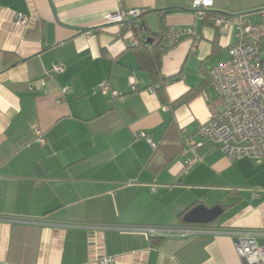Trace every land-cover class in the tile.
Returning <instances> with one entry per match:
<instances>
[{
    "label": "crops",
    "instance_id": "1",
    "mask_svg": "<svg viewBox=\"0 0 264 264\" xmlns=\"http://www.w3.org/2000/svg\"><path fill=\"white\" fill-rule=\"evenodd\" d=\"M191 2L0 0V215L75 224L0 221V264H96L103 255L118 264H242L224 233L125 229L189 224L183 216L199 204L222 212L198 225L264 228V178L249 189L239 173L252 159L230 160L210 146L184 171L190 153L181 144L221 107L208 70L228 58L234 36L211 17L242 13L258 22L264 0H213L200 12ZM130 8L144 14L143 29L105 22L106 13ZM18 13L26 25L14 22ZM168 27L195 35L162 42L163 83L152 92L157 83L139 65V42H128L137 33L159 41ZM54 63L64 70L45 76Z\"/></svg>",
    "mask_w": 264,
    "mask_h": 264
},
{
    "label": "built area",
    "instance_id": "2",
    "mask_svg": "<svg viewBox=\"0 0 264 264\" xmlns=\"http://www.w3.org/2000/svg\"><path fill=\"white\" fill-rule=\"evenodd\" d=\"M192 8L200 12L210 8L213 0H192ZM261 20L249 21L244 14H214L211 23L220 29L232 32L233 42L228 48V58L208 70V84L220 102V109L205 124L201 125L196 136H183L181 140L182 152L190 153L183 166L188 171L194 164L203 160L207 147L220 149L230 160L250 158L257 163H264V7L259 10ZM141 10L136 8L117 9L104 15L105 22L121 24L124 21L137 17ZM14 22L26 25L27 16L16 14ZM195 35L190 27L177 29L168 27L163 31L162 42L165 45H174L182 36ZM140 35L129 38V46H136ZM64 65L54 63L45 76L51 73H60ZM129 84L134 87L135 81L130 77ZM161 83L152 86L151 91L160 87ZM102 94L110 89L106 82L99 85ZM67 88L61 90L66 92ZM118 92L111 91L113 97ZM35 141L45 143L41 131L35 129ZM157 184L150 186L154 191ZM257 196L258 193L253 194ZM0 221L26 222L50 224L60 227L75 225L74 223H49L46 219H31L18 216L0 215ZM86 228L100 230L108 225L81 224ZM125 229L155 234L157 236H187L197 233H224L233 239L235 251L242 264H264V228H211L198 224H184L181 226H152L134 225ZM96 264H118L116 256L103 255L95 260Z\"/></svg>",
    "mask_w": 264,
    "mask_h": 264
},
{
    "label": "trees",
    "instance_id": "3",
    "mask_svg": "<svg viewBox=\"0 0 264 264\" xmlns=\"http://www.w3.org/2000/svg\"><path fill=\"white\" fill-rule=\"evenodd\" d=\"M143 16L144 14H140L137 17L130 18L126 20L127 24H129V26L135 31L141 30L145 27ZM162 34L160 35L159 41H155V39L150 36L143 38V36L139 34L141 36L138 40L139 45H136L137 47L132 46L133 48H138L136 56L139 61V65L150 73L154 80V84L161 83V85L163 80H161L158 71L160 67L161 50L165 49L162 44ZM136 35H138V33Z\"/></svg>",
    "mask_w": 264,
    "mask_h": 264
},
{
    "label": "water",
    "instance_id": "4",
    "mask_svg": "<svg viewBox=\"0 0 264 264\" xmlns=\"http://www.w3.org/2000/svg\"><path fill=\"white\" fill-rule=\"evenodd\" d=\"M222 212L220 205L207 208L206 206L199 204L191 208L184 216L183 222L189 224H208L212 223L217 216ZM263 243V240H260Z\"/></svg>",
    "mask_w": 264,
    "mask_h": 264
},
{
    "label": "rangeland",
    "instance_id": "5",
    "mask_svg": "<svg viewBox=\"0 0 264 264\" xmlns=\"http://www.w3.org/2000/svg\"><path fill=\"white\" fill-rule=\"evenodd\" d=\"M252 161L247 162L246 165H243L239 169V173L243 177L244 183L246 181L245 179L248 178V180L246 181L247 184L245 183V185H246V187H249V189L256 187V185H255L256 179L264 178V172L259 173L260 175H258V176L255 175L256 171L264 170V163H257L254 160H252Z\"/></svg>",
    "mask_w": 264,
    "mask_h": 264
}]
</instances>
